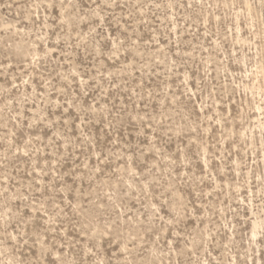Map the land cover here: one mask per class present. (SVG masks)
<instances>
[{"label": "rangeland", "instance_id": "374dc122", "mask_svg": "<svg viewBox=\"0 0 264 264\" xmlns=\"http://www.w3.org/2000/svg\"><path fill=\"white\" fill-rule=\"evenodd\" d=\"M0 264H264V0H0Z\"/></svg>", "mask_w": 264, "mask_h": 264}]
</instances>
